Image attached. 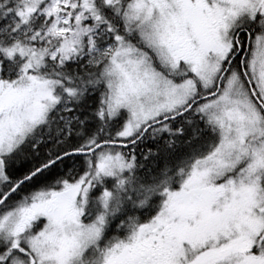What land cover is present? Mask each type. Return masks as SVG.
<instances>
[{
  "label": "snow or ice",
  "instance_id": "obj_1",
  "mask_svg": "<svg viewBox=\"0 0 264 264\" xmlns=\"http://www.w3.org/2000/svg\"><path fill=\"white\" fill-rule=\"evenodd\" d=\"M0 264H264V0H0Z\"/></svg>",
  "mask_w": 264,
  "mask_h": 264
}]
</instances>
